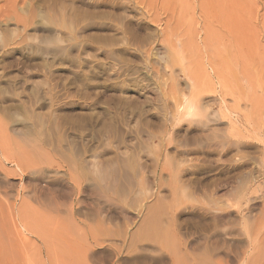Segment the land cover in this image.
Segmentation results:
<instances>
[{
  "label": "rangeland",
  "instance_id": "1",
  "mask_svg": "<svg viewBox=\"0 0 264 264\" xmlns=\"http://www.w3.org/2000/svg\"><path fill=\"white\" fill-rule=\"evenodd\" d=\"M4 1L0 264H264V0Z\"/></svg>",
  "mask_w": 264,
  "mask_h": 264
},
{
  "label": "bare ground",
  "instance_id": "2",
  "mask_svg": "<svg viewBox=\"0 0 264 264\" xmlns=\"http://www.w3.org/2000/svg\"><path fill=\"white\" fill-rule=\"evenodd\" d=\"M6 1V0H5ZM4 1V2H5ZM28 0H12L11 4H12V7L14 8V6H16L19 2H22V3H26ZM7 2V1H6ZM10 5V4H9ZM35 6V5H34ZM11 7V9H12ZM35 9L34 7L31 9V11ZM45 9V8H44ZM33 13L34 10L32 11ZM60 12V11H59ZM31 14V17L30 19H25L23 20L21 23H22V27L20 29V31H26V28H28L29 26H32L34 24H36L37 26L33 27L35 31H37V34L38 32H41L40 36L38 37V43H30L32 42V40H30V42H28L29 38H32L30 35H25V38L23 39L21 36V38L18 40V41H15L14 38L17 37V34L15 33V28L14 29H4V33H0V43L2 44V46L0 47V79L1 78H4L6 77L5 76V71L7 69H11L10 67L12 66V64L16 63L17 65H20L22 64L23 66H26V68H29L31 67L34 68L32 65H28L26 62L30 61L31 59H34L35 56L39 55V62H38V66H39V72L41 73V76L43 78V82H42V90L39 92L40 94L38 96L34 95L30 97H26L27 100H25L24 98L23 99H17L16 102L19 101V104L21 105H25L26 102L29 103V105L31 106H34V105H43L44 102H47V101H50L49 98H48V94H49V89H48V85H47V77H48V73H49V60H48V47H47V44L49 43V40H48V36H47V33L49 30L48 28H45L46 27V24L47 22L45 23V17L43 16L44 14H38L37 16L40 18L39 21H33V18L35 16V14ZM27 14V13H26ZM59 14V13H58ZM61 15H62V19L63 21L60 23H58L57 27L58 26H61L62 28L65 27L66 25V15L64 13L61 12ZM51 18H54V17H51ZM13 19V16H12V13L11 12H6L5 14L0 13V24L2 22H6L7 21L9 22V20H12ZM36 19V18H35ZM48 19V18H47ZM61 19V18H60ZM77 19V18H76ZM75 19V21H76ZM54 20V19H53ZM61 21V20H60ZM73 21H74V18H73ZM45 23V27L43 26V24ZM57 23V22H56ZM72 23V22H71ZM60 28V27H59ZM61 31V29H60ZM21 33V32H20ZM16 34V35H15ZM10 36V37H9ZM15 36V37H14ZM59 52H62V48L60 47V51ZM15 54H18V56H15ZM13 58V59H12ZM7 59H9V61H6ZM14 66V65H13ZM25 72V71H24ZM10 74V73H8ZM25 74H28V72H25ZM11 75V74H10ZM15 75V74H14ZM12 76V75H11ZM9 77V76H8ZM17 77L18 75L16 76H13L9 77L10 80H12L13 78V84L15 83V81H17ZM10 80H9V83H10ZM19 81V80H18ZM11 83V84H12ZM13 84H12V88L13 87ZM17 84V83H16ZM20 84V83H19ZM20 86V85H17V87ZM41 87V86H40ZM16 88V87H15ZM24 89V88H23ZM38 89V88H37ZM18 90V89H17ZM22 90V89H21ZM14 91V95L13 97L17 96L19 97V93H15L16 90H12V92ZM23 91V90H22ZM21 91V94H23ZM2 92V91H1ZM32 93V92H31ZM12 94V93H11ZM33 94V93H32ZM25 96V94H23ZM22 96V95H21ZM10 98H12L10 96ZM13 99V98H12ZM15 100V99H14ZM11 101V100H9ZM42 103V104H41ZM50 103V102H49ZM48 103V104H49ZM45 105V104H44ZM44 105L42 107H44ZM41 107V108H42ZM32 115V114H31ZM264 133V132H263ZM84 151H86L84 149ZM259 168L261 169H264V160H262V162L260 163L259 165ZM262 175V174H261ZM133 176V174H132ZM130 179V178H129ZM132 180V178H131ZM130 181V180H129ZM260 181V180H259ZM132 183V182H131ZM259 187V184L257 183L255 185V187ZM257 187V188H258ZM128 190H130V185L128 184L127 186ZM264 188V187H263ZM262 188V189H263ZM122 189V188H121ZM261 186L259 187V189L256 191H254V195H255V192H261ZM245 195H243L244 197ZM249 197V196H248ZM256 197V196H255ZM254 198V197H253ZM258 200L260 202V208H259V212H258V215H257V220L260 221L259 223L263 224L262 222L263 219H264V194L261 192L260 194H257V197L255 198V200ZM151 226L153 225L150 224Z\"/></svg>",
  "mask_w": 264,
  "mask_h": 264
}]
</instances>
